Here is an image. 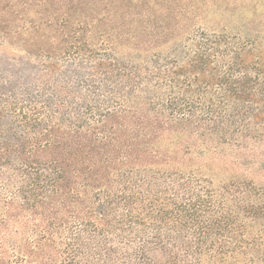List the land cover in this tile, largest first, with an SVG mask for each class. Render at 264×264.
Returning <instances> with one entry per match:
<instances>
[{"label":"trees","instance_id":"obj_1","mask_svg":"<svg viewBox=\"0 0 264 264\" xmlns=\"http://www.w3.org/2000/svg\"><path fill=\"white\" fill-rule=\"evenodd\" d=\"M184 7L0 4V264H264V49Z\"/></svg>","mask_w":264,"mask_h":264},{"label":"rangeland","instance_id":"obj_2","mask_svg":"<svg viewBox=\"0 0 264 264\" xmlns=\"http://www.w3.org/2000/svg\"><path fill=\"white\" fill-rule=\"evenodd\" d=\"M48 1H68V0H0L2 6L20 4L21 6L31 4L39 5ZM84 1V0H82ZM158 1L163 6H175V10L170 13L172 16L179 17L183 3H187L188 13L187 18L190 23L192 21L195 29L205 28L210 31H225L231 35H237L243 40H250L256 47L264 49V0H151ZM190 2V9L188 5ZM24 8V7H23ZM37 11H44L37 8ZM55 12H57L55 10ZM180 25V24H179ZM257 147L258 158L251 161L249 168L254 172L253 174H246L243 176L241 172L236 177L240 176L247 180H253L258 184H264V165L262 164V157L260 154L264 152V141H257V145H249V148ZM236 168L235 172L238 173ZM220 173H222L220 175ZM220 175V176H218ZM226 176H235L222 169H218L217 176L219 179ZM219 184V180L215 182Z\"/></svg>","mask_w":264,"mask_h":264}]
</instances>
